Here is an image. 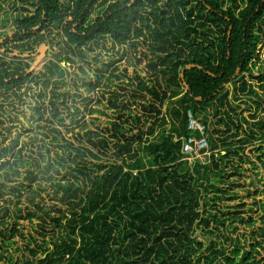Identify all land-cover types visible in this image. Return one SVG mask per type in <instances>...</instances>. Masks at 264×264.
<instances>
[{"label": "trees", "instance_id": "16d2710c", "mask_svg": "<svg viewBox=\"0 0 264 264\" xmlns=\"http://www.w3.org/2000/svg\"><path fill=\"white\" fill-rule=\"evenodd\" d=\"M19 2L28 7L10 20L11 41L17 43L12 45L14 50L31 51L32 45L44 42L43 31L49 39L53 31L60 34L61 57L49 62L40 78L45 90L51 88L50 119L61 126L64 118L55 106L65 95L58 94L55 87L69 73L67 66L60 64L73 65V58L83 57L93 42L103 47L97 41H108L111 48L128 44L134 52L138 46L145 47L144 72L149 79L140 78L135 70L117 75L119 60L100 64L96 71L100 75L87 87L99 90L100 99L94 104L104 101L102 112L113 110L116 118L103 130L106 135L92 134L86 128L77 132L74 144L65 142L63 146L66 157L54 153L50 158L46 146V157L38 151L40 163L31 164L35 159L27 162L22 156L18 138L6 144L7 137L0 131V179L11 184L0 182V255L6 264H264V218L260 228L250 229L248 243L227 236L226 230L251 228L252 218L246 223L237 212L226 216L223 205L217 207L234 187L226 177L239 175L236 169L246 163L247 147H252L250 153L264 164V119L253 114L250 123L242 116L234 120L232 115L238 102L254 108L262 103L259 91L264 92V68L259 50L264 47V0ZM125 53L122 51V57ZM135 61L141 65L143 60ZM187 66L192 67L186 70ZM28 68L22 63L8 66L0 57V91L11 89V84L23 85L31 77ZM78 70L84 75L82 68ZM253 72L262 84L255 86L246 80L253 78ZM122 79L126 82L111 91L114 82ZM228 84L231 92L224 91ZM138 103L139 112L135 108ZM209 108L216 118L209 124L211 132H206L209 149L217 150L216 142H220L225 154L211 155L209 164L195 163L189 171L180 162L181 138L193 135L187 130L186 113L201 116V122L207 124ZM69 117L71 123L78 124L74 113ZM0 125L3 129L2 122ZM44 127L37 129L42 133ZM167 127L168 132L164 130ZM219 127L224 131L215 140ZM155 130L161 131L158 140L152 138ZM48 131L51 141L64 140L57 129ZM66 131L72 133L73 127ZM35 140H31L32 151ZM94 149L103 156L111 152L112 160L107 165H89L88 157L100 161ZM248 164L254 166V162ZM41 165L44 175H50L47 196L60 202L56 209L34 203L39 193L34 187L43 176ZM34 167L36 170H28ZM20 168L26 170L21 174ZM227 168L232 170L229 176ZM62 171L71 179L54 178ZM38 189L46 193L42 187ZM261 193L264 195V190ZM24 195L32 211L21 206ZM51 211L58 216H51ZM20 221L32 225L41 221L45 226L40 225L41 230L52 233L44 237L35 231L27 239ZM198 229L211 238L205 243L197 241ZM55 232L59 237L54 238ZM15 239L26 242L24 250L30 256L15 248Z\"/></svg>", "mask_w": 264, "mask_h": 264}, {"label": "rangeland", "instance_id": "374dc122", "mask_svg": "<svg viewBox=\"0 0 264 264\" xmlns=\"http://www.w3.org/2000/svg\"><path fill=\"white\" fill-rule=\"evenodd\" d=\"M15 2L16 4H14ZM27 7L28 4H21L19 0H0V35H2L0 37V54H3L0 57H2L3 60L9 65L14 62L15 64L18 62L27 64L29 66V76L31 75V77L22 86H18L17 89L12 88L9 90L0 91V122L3 123V129H9V136L7 135V131L2 129L1 125L0 131L2 132L3 136L7 137L6 144H8L11 140H14L15 138H18L17 149L22 147V156L27 160V162L29 160H33L34 158L35 160L30 162L31 164H35L36 161L39 162L40 160V157L37 153L38 151H40L41 154L46 157V152L43 148L46 146L50 148V158L54 156V153H58L59 155L62 154L66 157L67 153L64 154L63 152V146L65 145V142L74 144V138L76 137L77 132L83 133L84 131L82 130L85 128L88 129L92 134L101 133L106 135V132L104 133L103 130L109 127V124H111V122L115 120L116 113L110 109L104 110L103 113L102 109L104 108V106H106L105 102L101 101L103 104L99 105L94 104L96 100L100 99V97L98 96V94L100 93L99 90L92 91L87 87L88 83H94L93 81L95 80V76L100 75L96 72L99 69L100 64L119 60L115 65L118 67V71L116 72L117 75L123 76L122 72L124 70H127L129 72L135 70L140 78H149L144 72L145 61L143 58V51L146 50L145 47L138 46L136 51L134 52L131 48H129L128 44H126L123 46V50L126 51V53L122 57L121 47L111 48L108 41H97V44L99 46L104 44L103 47H97L96 45H94L95 42H93L94 44H91V50L86 48V53L83 57L76 56L75 58H73L75 62L73 65L68 66L64 62L60 64L61 67L67 66L65 70H67L69 73L62 80L57 81L61 83L55 87L58 94L65 95L64 98L59 99L55 106L58 114L62 115V117L64 118V125L61 126L57 123V121L50 119V108L48 107V102L51 96L49 92L51 88L49 87L45 90L44 79L40 78V75L45 72V67L48 66L49 62H55L57 58L61 57L59 56V53H61V51L58 48V45L61 41H58L60 34L57 31H53L52 37L49 39L48 37H46V32H41V34L45 36L44 42L39 43L38 45H32L31 51H26L27 49H25V51L21 53L19 49L14 50L12 46L13 44L17 43H12L11 41V38L13 36V26L10 20H12V17L14 15H18L19 13H21L22 8ZM57 35H59V37ZM52 38L53 41H51ZM42 46L45 47L43 54L41 52L43 50ZM61 48L64 47L61 46ZM263 48L261 51L259 50L261 62L260 64L262 68H264ZM141 58L143 60L142 64L138 65L135 60ZM78 68L83 69V72H85L84 75L78 70ZM106 75L107 74H105L104 76ZM252 77L253 78L246 77V80L253 83L255 86L258 84H262L257 80V72H253ZM121 82H126V80L122 79L121 81H115L113 87H111V91L115 90V88L117 87L122 86ZM229 86L230 85H228L226 89L229 88ZM126 90L128 93L130 92L128 88H126ZM259 96L262 103L258 108H254L253 105H245L241 102L236 103L235 113H232V115L234 116V120L242 116L250 120V123H252L253 120H251L249 116L253 114L260 119H264V92H262V90L259 91ZM145 98L146 102H151L148 97ZM143 103L144 102H142V104ZM140 104L141 103H138L135 107L137 109V112H139L140 110ZM51 109L53 108L51 107ZM164 109L165 107L163 108V110ZM36 110H38L37 114L34 113ZM92 110H95V113L92 114ZM207 110L210 116L212 109L209 108ZM73 113L76 116L75 120L78 121V124L76 125L75 122H70L71 117H69V115L73 116ZM41 114H43L42 121H39L38 118ZM32 115H34V118L30 119ZM213 121L216 122V118H213ZM70 124H72V126H70ZM37 126L46 127H44V131L41 133L40 129H37ZM72 127V133L66 131V129H70ZM49 128L57 129L58 131H60L64 140L59 139L58 143L51 141L52 135L48 131ZM210 128H212L211 125ZM219 129L221 130L223 129V127H219ZM33 137H36V140L33 142L34 150L32 151L31 140L33 139ZM83 142L84 144H86V146L91 148V146L88 145L84 139ZM229 142L231 141L228 140L227 143ZM39 147H42L43 149L40 150ZM256 147L257 145H254V148ZM251 151H253V148L248 147L245 153L248 156L247 160L249 162H254V166L249 165L247 160L246 163L238 165L239 169L237 168L236 172H238L239 175L226 177L229 179V181L233 182L234 187L229 191V194L226 195V197L222 198V201L217 203V207L219 208L220 205H223L222 207L224 208L223 210L226 216H230L232 213L237 212L238 216L244 218L246 223L248 221V217L252 218L254 225L251 228L244 227V229H242V226H239L235 232H232L231 230L228 232L226 230L227 236L230 235L234 238L240 237L242 241L248 240V243L250 239V229L260 228L261 219L264 218V209L262 207V205L264 206V195L261 193L262 190H264V164L258 163L253 153H250ZM92 152L94 155L100 156V161L88 157L87 160L89 165H107V163L112 160L111 152H107L104 156L99 155L98 150L96 149L92 150ZM92 168L97 172V169L95 167ZM25 170L26 168H20L19 172H21L22 174ZM28 170L33 171L36 169L34 167ZM40 171L42 172L41 174L43 176H41L42 178L39 182V185H35L34 187V189L39 192L38 196H36L34 199V203H39L45 208L55 206L56 209V205L60 206V202L53 201L51 197L47 196V192H49L47 186H50V181L46 180L49 179L50 175H44L42 165ZM226 172H228L226 176H229V173L232 172V170L227 168ZM255 173H257V176H255ZM1 174H3V171H0V175ZM54 178H57V180L71 179L65 174V171H62L61 175H58L57 177L54 176ZM255 179H257L258 182H255ZM0 182L5 181H2L1 178ZM22 182L23 181L21 179L20 183ZM251 183L254 184L255 188L251 186ZM5 184L8 186L11 185L7 182H5ZM38 187H42L43 190H46V193L40 192ZM224 189H227V187H224ZM26 197L27 195H24V197L22 198L23 204L21 206L23 208H30V210L32 211L31 206L26 202ZM59 208L63 209V207ZM209 208L214 209V205H210ZM56 214L58 216V212H50L51 216H55ZM9 223L12 224V220H9ZM20 223L23 226V234L27 239H29V235H32L35 231H40V233H43V235H45L44 237L50 236L52 233V231L44 233L41 230V228L39 227L40 225L45 227L41 221L34 222L33 225L29 224L28 221H20ZM238 224L239 221L234 223L235 226H237ZM210 227H212L213 229L214 224H211ZM242 235L244 237H242ZM57 237H59V234L58 232H55L54 238ZM207 237L211 238L210 235L206 233V231L200 229L197 230V233L195 235V239L197 241L205 243L207 242ZM259 240L260 239L258 238V241ZM14 241L16 244L15 248L19 247V249L25 256H30L24 250V246L26 245L25 241H22L21 239H15ZM30 248H32V245H30ZM13 256L15 260L19 259L17 258V255L13 254ZM0 264H6L2 255H0Z\"/></svg>", "mask_w": 264, "mask_h": 264}, {"label": "built area", "instance_id": "2783aa9c", "mask_svg": "<svg viewBox=\"0 0 264 264\" xmlns=\"http://www.w3.org/2000/svg\"><path fill=\"white\" fill-rule=\"evenodd\" d=\"M121 51L123 50V46L121 47ZM229 86V88L226 89V87ZM225 87L224 91H230L232 90V85L228 84ZM187 130L192 132L193 135L189 137L181 138V155L182 159L180 162L185 163L186 169L191 171L193 168V165L195 163H198L200 165L209 164L211 155H214L216 158L218 157V154L224 155V151L222 150V146L220 142H216L218 145L217 150H214L213 152L210 151L208 143H207V130L208 132H211V128L209 124L214 123L212 115L208 116L207 124H203L201 122L202 118L201 116H197L196 118L192 115L190 111H187ZM220 134L213 135V138L217 140L221 133L224 131V129H219ZM174 140H177L176 137ZM248 149V147H247ZM246 149V150H247ZM133 174H136V171L133 172Z\"/></svg>", "mask_w": 264, "mask_h": 264}, {"label": "crops", "instance_id": "0c3cea01", "mask_svg": "<svg viewBox=\"0 0 264 264\" xmlns=\"http://www.w3.org/2000/svg\"><path fill=\"white\" fill-rule=\"evenodd\" d=\"M164 108V106H163ZM137 110V109H136ZM165 110V109H164ZM164 110L162 109L161 113L163 114ZM166 132H168L169 130V127H167L166 129H164ZM160 134H161V131L159 130H155V134H153L152 138L153 140H158V138L160 137ZM172 134H175V133H172ZM175 138V137H174Z\"/></svg>", "mask_w": 264, "mask_h": 264}, {"label": "flooded vegetation", "instance_id": "af4514ba", "mask_svg": "<svg viewBox=\"0 0 264 264\" xmlns=\"http://www.w3.org/2000/svg\"><path fill=\"white\" fill-rule=\"evenodd\" d=\"M2 55H3V54H2ZM0 56H1V54H0ZM4 56H5V54H4ZM18 56H19V55H18ZM12 64H15V62H14V63H12ZM12 64H11V65H12ZM16 64H19V62H18V63H16ZM7 65H8V66H11V65H9V64H7ZM28 70H29V68H28ZM28 70H27V72L29 73V71H28ZM11 86H12V88H13V89H14V88H16V89H17V88H18V86H20V85H19V84H16V85H15V84H11ZM21 86H22V85H21ZM12 88H11V89H12Z\"/></svg>", "mask_w": 264, "mask_h": 264}, {"label": "water", "instance_id": "95a60500", "mask_svg": "<svg viewBox=\"0 0 264 264\" xmlns=\"http://www.w3.org/2000/svg\"><path fill=\"white\" fill-rule=\"evenodd\" d=\"M133 1V0H132ZM42 54L44 53V50H45V47L44 46H42ZM192 66H187V67H185V69L187 70V69H190ZM183 73H184V70L181 72V78H183ZM187 90V89H186Z\"/></svg>", "mask_w": 264, "mask_h": 264}]
</instances>
